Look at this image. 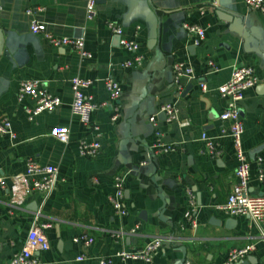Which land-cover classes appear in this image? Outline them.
<instances>
[{"label": "crops", "instance_id": "1", "mask_svg": "<svg viewBox=\"0 0 264 264\" xmlns=\"http://www.w3.org/2000/svg\"><path fill=\"white\" fill-rule=\"evenodd\" d=\"M86 1L0 0V115L8 118L15 134L13 139L0 134V175L9 178L32 158L55 165L63 179L45 199L33 192L19 208L10 210L8 194L0 196V262L22 248L38 215L50 223L44 230L49 248L34 252L38 264H98L101 258L111 264H219L228 250L247 244L256 247L250 254L256 264H264V242L251 219L216 208L227 198L236 165L232 140L220 133L229 123L219 119L224 99L216 88L240 65L252 66L258 78L239 104L242 146L251 162L248 193L264 195V176L258 177L260 168L264 173V16L248 10L242 0H99L94 18L87 20ZM31 6L42 8L37 18L49 32L83 38L91 58L67 46L54 47L41 33L30 32L24 11ZM107 21L135 40L140 66H122L133 53L120 45ZM183 22L205 29L200 45H192ZM175 62H185L194 71L193 78L183 80L181 92L172 84ZM75 76L92 81L83 92L93 101L108 102L91 114L100 142L94 157L80 156L76 146L80 138L96 137L71 112L70 79ZM107 77L121 87L114 103L104 86ZM24 80H38L61 104L29 120L26 109L34 107V100L17 99ZM164 103L176 104L178 121H165L159 111ZM115 110L118 117L111 120ZM183 120L186 126L179 123ZM54 126L68 128L67 144L49 135ZM203 133L219 146L218 157L206 151ZM157 139L176 149L153 153L150 148ZM123 174L127 213L118 216L108 195L114 177ZM80 233L93 242H73ZM156 237L162 246L151 262L116 256ZM79 255L81 260L76 259Z\"/></svg>", "mask_w": 264, "mask_h": 264}, {"label": "built area", "instance_id": "2", "mask_svg": "<svg viewBox=\"0 0 264 264\" xmlns=\"http://www.w3.org/2000/svg\"><path fill=\"white\" fill-rule=\"evenodd\" d=\"M99 0H87L85 4V15L87 20H92L95 16L96 6ZM244 6L248 10H255L264 16V0H242ZM42 11L39 6H31L25 9V14L29 18V30L33 34L41 33L54 47L67 46L79 54L82 58H91V53L85 49L83 38L58 36L46 30V24L41 22L37 15ZM107 27L114 35L119 36L120 45L133 53V57L122 63L124 67H138L142 63V56L137 53L138 45L134 39L123 35V31L115 22L107 21ZM182 28L188 32L191 37L193 46H198L204 40L205 29L198 24L183 22ZM210 69H215L211 61L207 62ZM173 80L172 84L176 92L182 91V82L184 79L194 77L192 66L185 62H175L172 65ZM92 81L90 79L75 76L70 79V87L73 98L70 104L71 112L77 116L80 123L89 128L94 133L95 140L88 141L85 138L77 140L78 154L82 157H94L99 153L100 142L98 137V126L91 123V114L98 108L107 105L108 102L97 103L87 96L83 90L88 88ZM258 83L254 68L250 65H240L234 67L231 71L230 78L216 88L217 94L224 99V108L219 114L222 122L229 123L228 128L221 127L220 133L231 138L236 165L233 172L234 181L227 195L226 200L217 205L216 208L228 214L231 217L248 216L258 229L259 238L264 242V195H252L248 193V183L250 180V160L242 146L241 134L243 132L242 117L239 104L243 99L244 92ZM104 86L108 92L109 102L114 103L120 96V84L111 77L104 79ZM200 90L207 91V86L200 83ZM24 96L31 97L35 105L33 108L26 109L29 120L43 112L57 108L61 104L58 96L52 95L44 90L38 80H24L19 83L17 89V99L21 100ZM159 111L165 115V121H178V109L174 103H164L159 106ZM118 117L117 110L111 116V120ZM155 125V118H149ZM181 126L188 124L187 120L179 121ZM0 134L8 135L9 138H15V134L11 130V124L7 117L0 115ZM49 135L63 144L69 141V130L66 126H54L50 128ZM204 141L206 151L211 157H218L221 150L216 142L209 138L205 133L201 134ZM153 153H166L176 149L173 144H166L157 139L150 148ZM145 162H141L140 166ZM259 179L263 180L264 173L260 168L258 170ZM63 180L58 176V168L52 164H40L34 159H28L25 162L24 169L9 178L0 175V196L3 193L8 194V206L11 209L24 206L25 200L33 192L40 193L42 198L53 190L58 181ZM124 174L116 175L113 179V190L108 195V200L112 206L113 212L118 216L126 215L124 206ZM188 195L193 203V194L191 190H187ZM192 226H195L194 220L188 214ZM50 227L49 222H41L38 215L32 220L30 227L26 233L22 248L12 254V256L0 264H38L34 257V252L45 251L49 248L44 230ZM134 232V228L130 233ZM73 242L89 245L93 239L87 234H77L72 237ZM162 239L153 238L145 243L142 247L131 251H120L116 256L121 260H140L143 262H151L154 254L161 248ZM256 249L254 244L232 248L227 251L225 258L219 264H235L252 254ZM83 255H79L76 259L81 260ZM98 264H111L106 258H101Z\"/></svg>", "mask_w": 264, "mask_h": 264}, {"label": "water", "instance_id": "3", "mask_svg": "<svg viewBox=\"0 0 264 264\" xmlns=\"http://www.w3.org/2000/svg\"><path fill=\"white\" fill-rule=\"evenodd\" d=\"M119 38V36H117ZM232 220H228L227 224H230ZM235 264H256V259L254 258V256H247L246 259L238 261Z\"/></svg>", "mask_w": 264, "mask_h": 264}]
</instances>
